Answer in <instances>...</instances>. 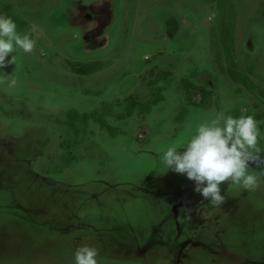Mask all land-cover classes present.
Here are the masks:
<instances>
[{
  "label": "rangeland",
  "instance_id": "1",
  "mask_svg": "<svg viewBox=\"0 0 264 264\" xmlns=\"http://www.w3.org/2000/svg\"><path fill=\"white\" fill-rule=\"evenodd\" d=\"M74 1L0 0V15L36 41L32 54H15L16 87L1 85L0 264H74L85 244L98 264H179L164 257L168 247L142 255L136 232L126 234L150 222L139 199L147 193L127 199L115 185L130 194L144 177L165 201L185 196L192 229L221 235L245 264H263L264 164L250 172L254 190L225 184V202L214 206L166 169L161 150L221 110L254 116L264 132V0H85L103 6L110 37L90 58L67 17ZM96 64L90 75L71 70ZM167 99L148 122L153 103ZM259 147L262 158L264 139ZM154 199L151 222L170 223L173 204L163 212L162 197ZM202 256L195 264H226Z\"/></svg>",
  "mask_w": 264,
  "mask_h": 264
},
{
  "label": "clouds",
  "instance_id": "2",
  "mask_svg": "<svg viewBox=\"0 0 264 264\" xmlns=\"http://www.w3.org/2000/svg\"><path fill=\"white\" fill-rule=\"evenodd\" d=\"M33 25V30H35ZM36 41L30 34H20L11 17L0 15V69L15 65L11 75H0V85L15 88L18 56L32 54ZM11 57V59H9ZM264 139L260 123L252 115L233 117L221 110L199 123L195 133L181 143L161 150V161L167 170L186 177L195 184L194 191L214 206L225 202V184L254 190L257 176L249 168L261 160L260 141ZM180 149H184L180 151ZM96 248L81 245L74 253V264H98Z\"/></svg>",
  "mask_w": 264,
  "mask_h": 264
},
{
  "label": "flooded vegetation",
  "instance_id": "3",
  "mask_svg": "<svg viewBox=\"0 0 264 264\" xmlns=\"http://www.w3.org/2000/svg\"><path fill=\"white\" fill-rule=\"evenodd\" d=\"M99 4V2L97 5H95L89 1L80 0L79 3L75 1L74 4L71 3V7L67 9V17L69 18V22L74 28L79 29L78 35L75 36L78 39V43H75V45H77L79 48L82 46L86 47V45H88L90 50H86L85 52H87V54H91V56L98 55L99 51L102 52L104 47H106L110 42V37L104 35L103 33V20L105 16L100 13L103 6L97 8L99 7ZM89 7L97 10L99 15L92 13L91 8ZM10 58L11 57H9V59ZM5 68H3V70ZM0 97L4 100L1 85ZM22 101L26 102L28 101V98H25ZM260 163H262V165L264 164V157H262L256 165L251 166L249 168V172H258L260 174L263 173V171H261L262 167H260ZM149 183L152 185H149ZM115 186L118 189L116 191L117 194H119L121 191L122 195L125 194V198L127 199H131L137 192L144 191L147 193V195H145L146 198L144 196H140L139 199L144 198L142 200H145L140 202L143 204L142 207L147 210V219L150 222L146 223V225L141 229L130 228V230L126 232L127 236L131 235V231L134 233L136 232V239L139 241L140 245L137 246L134 244V246L137 247L142 255L146 253L145 251L152 252L156 249H160L161 251L165 250L167 252L166 248L168 247L172 251L171 256L168 255L164 257L167 259L172 258L171 262H178L179 264H195L198 259L203 260L202 255L212 258V261H214L218 256H223L225 258H228L229 255L232 257H239L234 252V248L223 241L221 235H217L213 239H209L205 237L203 233L201 234L200 229H192L191 226L194 225V221L192 215L186 218L188 214V207L186 206V203L188 200L185 198V196H182L178 199L175 196H171L169 201H165V193L161 191L157 185H154L153 180H150L149 177H144L143 180L139 179L135 184H133L134 187L139 189H137V191L133 189L129 190V192H131L130 194H127L126 191L121 188L120 183H117ZM148 188H152V190ZM157 195H160L163 199V212L167 206L173 204L169 207L170 223L167 222L158 225L154 224L150 220V213L156 208L157 205L156 200L154 199V197ZM176 195L179 194L176 193ZM118 197L120 196L118 195ZM128 223L129 225H122L124 227H133L130 222ZM203 229L210 233V231L206 230L204 226ZM129 239L130 238H128V240ZM240 258L247 260L248 257Z\"/></svg>",
  "mask_w": 264,
  "mask_h": 264
},
{
  "label": "crops",
  "instance_id": "4",
  "mask_svg": "<svg viewBox=\"0 0 264 264\" xmlns=\"http://www.w3.org/2000/svg\"><path fill=\"white\" fill-rule=\"evenodd\" d=\"M72 28H73V34H74V37H75V36L78 35V33H79V29H76V28H74V27H72ZM75 38H76V37H75ZM83 56H84L85 58L93 57V56H91V54H89V53L87 54L86 52L82 54V57H83ZM97 58H98V57H97ZM100 58H101V57H100ZM89 61H92V60H89ZM205 91L209 92V90H206V89H205ZM209 93H210V92H209ZM163 102H166V103H167V102H169V100H168V99H167V100H162V101L160 100V101H155V103H153V105H152V106H153V111L150 110V111L148 112V114H150V115L147 116V118H148L147 121H148V122H151L150 120H152V119L154 120V118H155L154 114L157 115V116H158V114H160V112H161L162 109H157V108H158L159 105H162V106H163V104H162ZM166 103H165V104H166ZM178 103H180V100L178 101ZM188 104H189V103H188ZM155 106H157V107H155ZM163 107H164V106H163ZM184 107H185V106H184ZM187 108H191L190 104H189V106H187ZM176 113H177V112H176ZM189 113H190V111H189ZM152 122L154 123V121H152ZM154 127H155V126H154ZM182 150H183V149H180V151H182ZM152 153H154V152H152ZM149 154H150V153H149ZM156 158H158V157H156ZM192 182H193V181L190 182V185L192 184ZM191 187H192V190H193L195 186H192V185H191ZM217 258L226 261V264H245L246 261H247V260H244L243 258H240V257H237V256H236V257H232V256H230V255L228 256V258H225V257H223V256H218ZM216 260H217V259H216ZM261 262H264V261H261ZM252 263H253V261H252ZM247 264H251V262H247ZM263 264H264V263H263Z\"/></svg>",
  "mask_w": 264,
  "mask_h": 264
},
{
  "label": "trees",
  "instance_id": "5",
  "mask_svg": "<svg viewBox=\"0 0 264 264\" xmlns=\"http://www.w3.org/2000/svg\"><path fill=\"white\" fill-rule=\"evenodd\" d=\"M71 70L75 74L90 75V74L96 73L97 71H99L101 69H100L99 65H97L95 67L89 65V66H82V67H79V68L78 67H74V68H71Z\"/></svg>",
  "mask_w": 264,
  "mask_h": 264
}]
</instances>
